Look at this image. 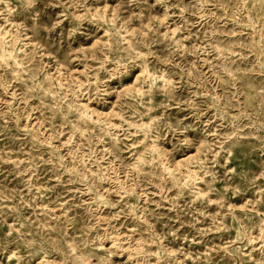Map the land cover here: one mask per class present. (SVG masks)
<instances>
[{
    "label": "rangeland",
    "instance_id": "obj_1",
    "mask_svg": "<svg viewBox=\"0 0 264 264\" xmlns=\"http://www.w3.org/2000/svg\"><path fill=\"white\" fill-rule=\"evenodd\" d=\"M0 264H264V0H0Z\"/></svg>",
    "mask_w": 264,
    "mask_h": 264
}]
</instances>
